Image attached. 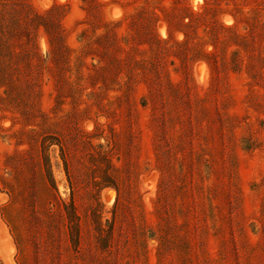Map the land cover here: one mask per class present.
Here are the masks:
<instances>
[{
  "label": "rangeland",
  "instance_id": "374dc122",
  "mask_svg": "<svg viewBox=\"0 0 264 264\" xmlns=\"http://www.w3.org/2000/svg\"><path fill=\"white\" fill-rule=\"evenodd\" d=\"M0 264H264V0H0Z\"/></svg>",
  "mask_w": 264,
  "mask_h": 264
}]
</instances>
